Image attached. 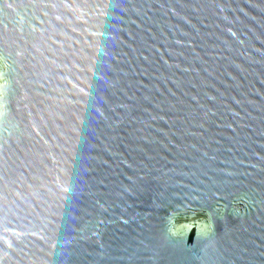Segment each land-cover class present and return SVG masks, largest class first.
I'll return each instance as SVG.
<instances>
[{"label": "water", "instance_id": "1", "mask_svg": "<svg viewBox=\"0 0 264 264\" xmlns=\"http://www.w3.org/2000/svg\"><path fill=\"white\" fill-rule=\"evenodd\" d=\"M0 264H264V0H0Z\"/></svg>", "mask_w": 264, "mask_h": 264}]
</instances>
